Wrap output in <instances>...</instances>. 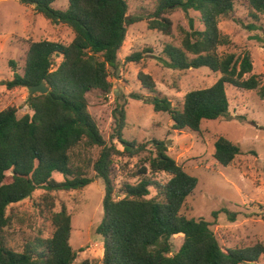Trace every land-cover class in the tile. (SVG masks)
Instances as JSON below:
<instances>
[{
  "label": "trees",
  "instance_id": "obj_1",
  "mask_svg": "<svg viewBox=\"0 0 264 264\" xmlns=\"http://www.w3.org/2000/svg\"><path fill=\"white\" fill-rule=\"evenodd\" d=\"M19 1L33 5L52 24L67 25L74 37L71 41L30 40L23 72L17 68L13 79L0 82L9 89L41 82L49 88L47 93L29 92L26 104L33 114L27 112L19 117L14 105L0 110V264L76 261L79 251L70 243L72 216L66 204L54 210L55 192L88 185L94 180L88 177L90 169L105 185L104 212L97 227V233L104 237L103 264L258 261L264 255L263 243L224 250L211 221L185 213L198 178L169 154L167 139L152 138L145 143L125 139L126 111L122 104L114 111V131L107 139L88 109L87 93L100 90L108 95L114 90L110 78L121 64L118 53L129 25L146 18L150 29L170 35V15L182 9L198 12L204 28H195L191 18V29L183 28L181 43H165L161 60L175 70L206 66L220 72V77L211 86L188 91L183 102L174 104L169 97L157 93L153 77L141 70L138 80L151 95L145 98L143 93L132 92L131 97L145 98L156 111L167 112L174 129L195 132L201 130L204 119L228 116V85L256 91L264 98V83L253 73L250 51L221 52L220 47L232 41L219 28L222 18L239 20L236 2H244L257 17L264 15V0H156L151 13L130 19L126 18L128 0H69L65 8L55 7L56 0ZM144 54L134 52L126 59L141 62ZM117 142L123 145L122 150ZM214 145V158L222 166H229L242 153L240 145L225 136H219ZM94 147L100 148L96 157L91 153ZM116 156L143 158L134 174L140 179L136 184L125 181L117 190L112 175ZM159 172L168 173L170 178L156 179L154 174ZM54 173H61L63 180H57ZM37 189L44 190L34 202L41 223L17 249L11 236L18 230L15 220L20 222L22 218L12 205L31 197ZM220 212L236 220V213L226 208L212 215L217 218ZM49 228L51 231L46 234ZM176 234H183L177 250L171 240ZM78 264L93 263L87 258Z\"/></svg>",
  "mask_w": 264,
  "mask_h": 264
},
{
  "label": "rangeland",
  "instance_id": "obj_2",
  "mask_svg": "<svg viewBox=\"0 0 264 264\" xmlns=\"http://www.w3.org/2000/svg\"><path fill=\"white\" fill-rule=\"evenodd\" d=\"M68 3L69 0H56L55 7L65 8ZM128 4L131 17L146 16L155 9L156 0H128ZM235 9L238 21L220 19L219 28L232 41L230 45L221 46L220 50L236 54L249 50L254 64L253 73L260 76L264 83V15L254 17L242 1L236 2ZM170 18L173 23L170 35L150 29L146 18L128 26L125 41L118 53L121 64L110 78L114 90L108 95L100 90L88 92V109L107 139L114 131V111L122 104L126 111L125 139L140 143L152 138L169 141V154L188 173L198 178L197 187L188 198L185 213L189 217L211 221L224 250L248 247L258 242L264 244V98L261 99L256 91H244L228 85V116L204 119L198 132L174 129L167 112L156 111L152 104L146 102L145 98H149L151 93L142 89L138 73L141 70L149 73L156 82L157 93L169 97L174 104L183 102L185 94L192 89L211 86L221 74L206 66L175 70L164 64L161 58L164 57L165 43H181L183 28L187 31L191 29V18L195 28H204L200 14L194 10L186 12L178 9ZM73 37L74 32L70 27L52 24L33 5H24L19 0H0V82L13 79L17 68L23 72L30 40L71 41ZM138 51L145 53L141 62L126 59ZM29 92L27 87L9 89L6 84H0V110L14 105L18 107L19 117L27 112L33 114L26 104ZM132 92L143 93L145 98H133ZM219 136L229 138L242 149V153L229 166L220 165L214 158V144ZM117 145L123 149L120 142ZM99 151V147L92 148L93 157ZM115 160L112 175L117 190L125 181L136 184L140 180L134 174L143 163L141 156H116ZM154 176L161 181L170 178L166 172ZM54 177L63 180L61 173H54ZM88 177L94 180L81 189L55 192L54 210L58 211L66 204L72 216L70 243L79 251L73 264L87 258L93 264H103L104 237L97 233V227L104 212L102 201L105 185L93 169L88 170ZM150 190L154 195L155 189L151 187ZM43 192V189H37L31 197L12 205L22 218L20 222L15 220L14 225L18 230L11 236V243L17 249H21L22 241L41 223L34 202ZM224 208L236 213L235 221L225 212H220L217 218L212 215L214 211ZM50 231L51 228L46 234ZM171 240L177 250L182 244L183 234H176ZM245 264H264V255L256 262Z\"/></svg>",
  "mask_w": 264,
  "mask_h": 264
},
{
  "label": "water",
  "instance_id": "obj_3",
  "mask_svg": "<svg viewBox=\"0 0 264 264\" xmlns=\"http://www.w3.org/2000/svg\"><path fill=\"white\" fill-rule=\"evenodd\" d=\"M126 18L130 19L131 15H128ZM27 88L30 91V93H47L49 91V88L46 86L44 82L29 86Z\"/></svg>",
  "mask_w": 264,
  "mask_h": 264
}]
</instances>
